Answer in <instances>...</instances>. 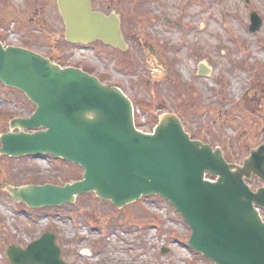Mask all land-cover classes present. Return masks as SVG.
Listing matches in <instances>:
<instances>
[{"label": "rangeland", "instance_id": "374dc122", "mask_svg": "<svg viewBox=\"0 0 264 264\" xmlns=\"http://www.w3.org/2000/svg\"><path fill=\"white\" fill-rule=\"evenodd\" d=\"M249 1H94L95 10L121 17L129 45V51L121 52L100 42L66 43L56 0H0V38L7 46L29 48L65 67L86 68L105 84L120 87L151 124L180 109L194 113L184 120L186 130L242 164L250 149L264 142V0ZM251 12L263 20L256 33L249 30ZM202 61L213 69L209 78L197 77ZM34 110L25 95L0 83V136L9 132L12 120ZM1 158L0 264H11L9 246L25 248L47 230L57 234L68 264H213L190 249L188 225L159 197L118 211L86 196L74 205L79 208L30 214L1 191L3 183L63 185L65 179L81 178L83 171L49 157ZM259 186L251 184L252 189Z\"/></svg>", "mask_w": 264, "mask_h": 264}, {"label": "water", "instance_id": "95a60500", "mask_svg": "<svg viewBox=\"0 0 264 264\" xmlns=\"http://www.w3.org/2000/svg\"><path fill=\"white\" fill-rule=\"evenodd\" d=\"M58 5L70 43L100 40L126 51L115 15L93 12L91 0H58ZM261 25L253 13L251 31ZM200 75L211 70L203 65ZM0 81L37 107L30 118L10 122L9 133L0 138V155H52L85 170L82 180L63 187L2 184L16 203L59 207L94 193L123 209L144 195H160L189 225L191 248L214 264H264V222L258 211L264 209V187L254 191L246 183L264 182V143L238 166L229 164L220 148L192 140L176 115H164L153 134L142 133L121 89L80 69H62L32 51L5 49L1 42ZM208 174L216 182L206 179ZM7 253L13 264H67L51 232L25 250L10 247Z\"/></svg>", "mask_w": 264, "mask_h": 264}, {"label": "trees", "instance_id": "16d2710c", "mask_svg": "<svg viewBox=\"0 0 264 264\" xmlns=\"http://www.w3.org/2000/svg\"><path fill=\"white\" fill-rule=\"evenodd\" d=\"M189 103V102H188ZM188 110V108L186 107L185 108V111H187ZM191 112H188L187 114L189 115ZM192 114V113H191ZM1 159H4L5 161H9V162H16V161H21V160H23V159H20V160H12V159H8V158H6V157H4V158H1ZM60 163H62V164H65V163H63V162H60ZM70 166V165H69ZM71 167H73V166H71ZM64 177V176H63ZM38 182L39 181H35L34 182V180L33 181H31V183L32 184H38ZM64 182H69V180H67V179H65V181Z\"/></svg>", "mask_w": 264, "mask_h": 264}, {"label": "flooded vegetation", "instance_id": "af4514ba", "mask_svg": "<svg viewBox=\"0 0 264 264\" xmlns=\"http://www.w3.org/2000/svg\"><path fill=\"white\" fill-rule=\"evenodd\" d=\"M94 1H96V0H93L92 3H93ZM100 11H103V12H104V10H100ZM116 15H117V14H116ZM119 18H120V20H121V17H119ZM121 23H122V20H121Z\"/></svg>", "mask_w": 264, "mask_h": 264}]
</instances>
